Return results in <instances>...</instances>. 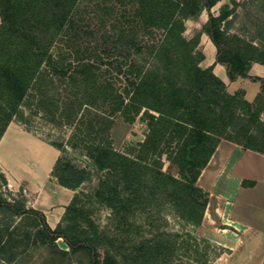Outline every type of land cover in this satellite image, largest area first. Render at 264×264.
Masks as SVG:
<instances>
[{"label": "trees", "instance_id": "1", "mask_svg": "<svg viewBox=\"0 0 264 264\" xmlns=\"http://www.w3.org/2000/svg\"><path fill=\"white\" fill-rule=\"evenodd\" d=\"M219 1L0 0V136L11 121L33 134L35 115L66 128L42 140L59 151L50 176L74 191L53 228L24 196L0 197V264L18 262L25 247L14 248L24 242L43 250L39 264H81L82 257L86 264H211L227 251L190 229L209 198L197 178L221 139L264 154V77L248 74L252 62L264 64V48L225 46L234 7L244 1L224 0L214 14ZM248 1L264 11V0ZM203 10L201 30L185 37V20ZM202 32L230 80L260 82L253 101L228 92L202 64ZM138 114L148 127L144 139L117 150L114 118L131 122ZM163 157L178 175L163 169ZM84 183L121 233L105 240L103 254L97 226L75 227ZM28 216L37 220L35 232L20 239L10 226Z\"/></svg>", "mask_w": 264, "mask_h": 264}, {"label": "crops", "instance_id": "2", "mask_svg": "<svg viewBox=\"0 0 264 264\" xmlns=\"http://www.w3.org/2000/svg\"><path fill=\"white\" fill-rule=\"evenodd\" d=\"M199 45L204 53L202 64L211 65L226 90H242L244 98L253 101L260 82L249 77L230 80L225 66L215 61V46L205 32L200 34ZM248 74L264 77V64L252 62ZM28 143L45 147L51 155L49 160L39 163L40 159L27 149ZM0 146V171L7 183L25 186L30 194L29 206L43 212L48 225L55 227L74 193L49 178L59 151L14 121L0 136ZM15 147L20 156L14 153ZM24 154L27 157L21 156ZM197 184L209 194L199 227L215 224L205 235L227 249L212 264H264V154L221 139L201 169Z\"/></svg>", "mask_w": 264, "mask_h": 264}, {"label": "rangeland", "instance_id": "3", "mask_svg": "<svg viewBox=\"0 0 264 264\" xmlns=\"http://www.w3.org/2000/svg\"><path fill=\"white\" fill-rule=\"evenodd\" d=\"M244 3L242 5L235 6V16L234 21L228 28V35L226 39L225 46L232 50H240L243 48L246 42L251 41L253 44L259 45L264 48V11L257 8L254 3L248 0H238ZM225 2L219 1L211 7V11L214 14L218 13L219 6ZM205 14V15H202ZM198 17H190L185 20V30L184 35L190 38L197 31L201 30L202 23L205 21L202 16H206V12H202ZM258 32H262L260 37ZM199 48L201 46L199 45ZM262 118H264V109L261 113ZM147 123L143 116L138 114L135 119L131 122L125 121L123 117L116 116L114 122L110 129V137L112 139V144L117 150L128 151L131 146H135L139 141H142L145 137L147 131ZM68 130L66 128H57L48 122L44 121L35 115L33 117V134L39 139H53L58 134H67ZM42 146V145H41ZM47 150V149H46ZM48 151V150H47ZM49 152V151H48ZM25 156V155H23ZM35 156V155H32ZM163 169L175 175H178V167L172 164L163 157ZM52 179V177H49ZM23 185H9L7 180L3 179L0 175V197L7 200H13L24 196L26 198V205L30 194ZM78 190H82L84 193L79 197V216L76 217L75 227L78 231L90 228L89 224H94L97 226L99 242H100V253L103 254L104 243L110 235L118 234L120 231L113 229L108 220L109 210L102 204L94 201L90 194L89 183H84ZM1 218V215H0ZM36 218L34 216L15 218V221L10 226V229L17 234L18 238L22 239L25 237L26 233L30 234V237L35 232ZM169 224L174 225L171 218L168 219ZM168 224V223H167ZM215 224L192 226L190 229L200 236H205L208 233V229L214 227ZM177 226V225H175ZM163 229L168 228L165 224L161 226ZM207 229V230H206ZM207 238V237H206ZM209 239V238H208ZM56 243L59 247L67 249L66 244L62 239L58 238ZM25 242L18 245L14 250H22L25 247L24 253L19 255L18 262L14 264H39L40 258L44 255L41 248L34 247L31 242L25 246ZM0 256L1 253H0ZM31 256V257H30ZM30 259L28 260V258ZM77 258V257H76ZM34 261V262H33ZM85 258L82 257V263L86 264ZM57 261L53 264H57ZM71 264H75V259ZM212 264V263H211Z\"/></svg>", "mask_w": 264, "mask_h": 264}, {"label": "bare ground", "instance_id": "4", "mask_svg": "<svg viewBox=\"0 0 264 264\" xmlns=\"http://www.w3.org/2000/svg\"><path fill=\"white\" fill-rule=\"evenodd\" d=\"M11 127V126H10ZM10 135V134H9ZM14 139H16V138H14ZM7 140V139H6ZM18 142V141H17ZM23 142V141H22ZM19 143H21V142H19ZM22 144V143H21ZM2 146V145H1ZM0 146V149L2 148ZM26 147H27V149L30 151V154L31 155H35V156H33L35 159L36 158H39L40 159V161L39 160H37V161H39V163H41L42 162V160H46V159H48V156H51L50 155V153L45 149V147H43V146H41L39 143H28L27 145H26ZM9 149V148H8ZM14 153L15 154H17L18 156H20V150H19V148H17V147H15V149H14ZM25 156H26V154H24ZM21 156H23V155H21ZM27 157V156H26ZM49 160V159H48ZM47 163V162H46ZM37 166V165H36Z\"/></svg>", "mask_w": 264, "mask_h": 264}, {"label": "built area", "instance_id": "5", "mask_svg": "<svg viewBox=\"0 0 264 264\" xmlns=\"http://www.w3.org/2000/svg\"><path fill=\"white\" fill-rule=\"evenodd\" d=\"M24 190H25V188H24Z\"/></svg>", "mask_w": 264, "mask_h": 264}]
</instances>
